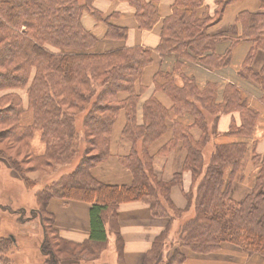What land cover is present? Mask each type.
<instances>
[{
    "label": "trees",
    "instance_id": "1",
    "mask_svg": "<svg viewBox=\"0 0 264 264\" xmlns=\"http://www.w3.org/2000/svg\"><path fill=\"white\" fill-rule=\"evenodd\" d=\"M94 1L0 0V93L5 92L0 95V143L8 142L0 148V157L9 162L27 189H33V182L17 167L22 161L8 154V149L25 154L24 158L36 168L33 171L49 168L52 173L60 166H70L80 156L75 168L35 193L43 229L41 251L48 257L45 264L98 259L108 242L107 224L116 235L119 264H123L118 206L144 201L157 217H168L164 204L174 209L170 191L181 183V174L171 182L159 180L148 151L166 132L165 120L170 117V110L150 98L143 107V124L136 123L140 95L136 85L152 63L153 52L164 62L173 58L169 66L158 72L156 88L172 100L171 112L189 113L194 117V127L202 132L195 140L191 127L174 123L173 143L182 142L187 151L184 170L191 172L192 182L197 184L194 214L179 226L175 240L178 248L163 264L183 262L179 248L207 255L220 250L224 243L239 247L246 254L264 256V153L256 155L250 147L259 115L248 105L249 94L235 85H226L223 101L218 103L216 84L206 83L199 89L194 77L179 74L185 66L210 71L228 67L232 49L241 42L250 43L239 75L259 88L257 97L264 104V65L260 71L252 67L255 53H264V0H259L260 12L240 13L235 24L216 38L209 36V28L221 21L227 6L241 0H215L212 13L202 8L206 0H176L171 15L161 24L160 42L155 49L119 46L108 51L82 26L83 14L107 22V40L125 41L128 30L110 24L93 6ZM118 1L134 9L140 30H151L159 22V0ZM225 40L229 48L219 55L216 45ZM177 78L181 85L176 84ZM18 91L26 92V106ZM122 92L127 94L124 100L119 98ZM122 110L126 117L122 135L131 141L132 149L120 160L131 171L133 182L130 186H109L97 182L90 170L108 157L111 131ZM228 112H238L241 117L240 125L232 122L227 133L236 141L212 145L206 164L204 151L218 136L220 116ZM35 133H39L45 146L39 155L31 148ZM82 145L83 153L79 151ZM247 159L251 167L247 166L243 173L251 178L253 172L250 191L234 202L230 199L233 182ZM56 197L91 204L87 241L72 243L59 236L53 214L48 212L50 200ZM165 239L166 234L162 233L144 264L161 261ZM11 244L10 239H0V257L4 259Z\"/></svg>",
    "mask_w": 264,
    "mask_h": 264
},
{
    "label": "crops",
    "instance_id": "2",
    "mask_svg": "<svg viewBox=\"0 0 264 264\" xmlns=\"http://www.w3.org/2000/svg\"><path fill=\"white\" fill-rule=\"evenodd\" d=\"M175 1L176 0H159V22L151 30H140L136 22L135 11L134 20H127V22H125L123 20L125 9L122 5H119L121 3H116V0H95L93 6L109 21L110 24L125 27L128 30V36L123 45L111 43V41L105 38L108 31V24L104 20H98L90 14L84 13L81 23L86 30L90 31L97 40L103 43L104 50L106 51L115 49L119 46L155 49L160 42L161 24L165 18L171 15ZM241 1L242 3L239 1L241 5H238L239 3L236 4V2L227 6L221 21L217 25L209 28L208 34L211 38H216L220 33L227 32L228 29L235 24L236 18L240 13H257L261 11V9L258 10L260 8L259 0ZM214 2L215 0H206L202 8L209 13H212L216 7ZM251 3H254V7ZM239 34L240 30L238 29L237 35ZM228 48L229 42L225 40L217 43L215 51L217 54L222 55ZM250 48L251 44L246 42H241L235 46L232 49L229 66L221 70L210 71L201 67L185 66L180 70L179 74L183 73L188 77H194L199 89H203L206 83L216 84V102L218 103H222L223 101V91L227 84L235 85L239 89L246 91L249 94L248 97L246 96L249 107L259 115L258 121L254 127L250 147H253L256 155H262L264 153V104L259 101L257 97V95H259V88L254 86L252 82L241 78L239 75L242 63ZM170 61H173V58H167L164 62L157 52H153L152 63L144 69L141 80L136 85V91L138 93L140 91L139 100L136 106V123L138 126L143 124V107L150 98L156 99L167 110H170V117L165 120L166 132L161 138L149 146L148 151L153 157L154 175L159 180L166 183L171 182L175 175L181 174V183L176 184L171 188L170 200L174 209L184 212L185 215H187L190 212L189 209L191 206L193 205L194 207L196 185L192 182L191 172L184 170V163L187 156L186 149H184L181 141H177L175 145L173 143L174 123L177 122L185 128L191 127L190 134L195 140L199 139L201 133L196 126L194 127V117L189 113L177 115L171 112L173 107L172 100L165 92L156 88L155 79L159 80L157 75L158 72L162 70L164 66H169ZM263 64L264 54L263 52L257 51L252 61V67L255 71H260ZM176 84H182L180 78L176 79ZM126 97V93L122 92L119 94L120 100H124ZM24 99L23 103L24 106H26L27 98L25 99L26 102H24ZM25 118L30 119L29 115H25ZM25 122H28V120ZM232 122L240 125L241 117L238 112H228L220 116L217 123L218 136L214 139L212 143L213 146L216 144H227L236 141L234 137L228 136L227 134ZM125 123V111L122 110L120 111L111 131L108 157L90 170L91 176L97 182L109 186H130L133 182L131 171L120 160L121 157L128 156L132 149L131 141L122 135ZM115 128L116 132L121 133V139H114L113 134ZM250 147L248 153L251 156L253 152ZM31 148L33 153L37 155L44 152L45 146L40 141L39 133L34 134ZM210 152L211 149L208 150V155H210ZM248 162L249 160L247 159L243 162L244 164L240 166L237 177L239 174L246 171L247 166L251 167L250 162ZM9 166L11 167V165ZM69 171H71L69 167L64 168L63 166H60L58 173L63 174ZM245 175L247 174L245 173ZM252 176L253 172L251 178ZM251 178L248 175V179L250 180L247 179L244 182V184L238 189L237 194L245 197L249 193L252 181ZM236 179L233 182V185L238 183ZM39 190L40 189L37 191ZM90 207V203L81 200H68L60 197H56V199L52 198L48 204V212L53 214L54 228L59 236L72 243H83L87 241L90 234ZM116 215L119 234L122 239L123 264H144L146 255L152 249L154 243L162 233L166 234V239L164 240L161 261L155 264H163L166 260H169L173 252L178 248L173 242V236L175 231L179 228V220L174 218L172 214L168 213V217H157L153 214L148 203L144 201H134L120 204L116 210ZM4 218H0V223ZM106 231L108 242L110 244L111 240L113 245L115 264H119L116 235L112 231V228L110 229V224L106 225ZM107 244L101 251L100 257L107 249ZM179 249L184 255V261H176L174 264H264V257L261 255L246 254L240 248L228 243L222 244L221 249L217 252L207 255H196L185 248ZM29 261L30 259L27 260L28 263L25 264H30ZM9 263L10 260L6 262V264ZM79 263V261H66L63 264ZM0 264L2 263L0 262Z\"/></svg>",
    "mask_w": 264,
    "mask_h": 264
},
{
    "label": "rangeland",
    "instance_id": "3",
    "mask_svg": "<svg viewBox=\"0 0 264 264\" xmlns=\"http://www.w3.org/2000/svg\"><path fill=\"white\" fill-rule=\"evenodd\" d=\"M117 2L121 3L119 5H122L125 9L123 20L125 22H127V20L133 21L134 20L133 8L129 4H126L124 2L116 0V3ZM240 2L242 3V1ZM240 2H237L236 4L239 3L238 5H241ZM251 5H253L254 7V3H251ZM258 10H260V8ZM109 41L117 45H123L125 42V41H112V40ZM3 93L5 92H2L0 94ZM18 93L22 95L23 99L27 98L25 91L23 92L18 91ZM25 99L24 102H26ZM1 129H3V127L2 128L0 127V130ZM200 133L202 135L201 130ZM113 135H114V139L122 138L121 133L116 132V128L114 130ZM6 145H8V142L7 143L6 141L1 142L0 148ZM81 147L82 148H79V151L83 153L84 147L83 145ZM206 148L207 149L204 151V157L207 164V161L210 158V155H208V150L212 149L213 146L211 144ZM18 151L19 150L14 151L12 149L7 150L8 154H13V157L17 158L19 161H22V162L18 161L19 164L17 165V167L18 169L22 170V172H24L25 178L27 177L30 181L33 182V189H27L25 187L22 178L17 174V172L12 167L9 166L10 165L9 162L5 158L0 157V218L5 217L0 223V239L6 238L12 241L11 248L4 253V259L0 257V262L2 264H6V262L10 260L9 264H25L28 263L27 260L30 259L29 261L30 264H45L48 257L45 256L41 251V244L43 242V229L40 225L41 223L37 215L38 205L36 202L35 192L38 189L44 188L54 179L59 178V176L62 173H58V171L52 173L49 168H47L46 170L33 171L36 169L32 167L33 163L30 160L25 159L24 158L25 154L23 155L22 152L20 155H18L17 154ZM79 157L80 156L77 155L73 164L68 166L71 170L75 168V166L77 165ZM255 165L256 164H254L253 167ZM247 179H248V175H245L244 173L239 174V176L236 179L238 183L236 185H233L230 193V199L232 201L237 202L244 198L243 196L237 194V191ZM196 184L197 182L195 183V185ZM164 206H165L164 209L167 213L172 214L174 218L179 220L178 221L179 226L182 225L185 220L189 219L194 214L193 205L189 209L190 212L187 215H185L184 212L176 213L174 209L168 207L165 204ZM174 213H176L177 215H175ZM178 229L175 231V234L173 236V242L175 244L177 241ZM107 245H108L107 249L99 259L91 260V261H79L80 262L79 264H102V263L115 264V253L113 251V245L111 240H110V244L108 242ZM194 254L197 255V253ZM249 255H253V254H249Z\"/></svg>",
    "mask_w": 264,
    "mask_h": 264
}]
</instances>
